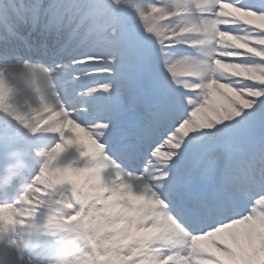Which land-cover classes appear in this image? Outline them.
<instances>
[{"label":"snow or ice","instance_id":"6c2138e0","mask_svg":"<svg viewBox=\"0 0 264 264\" xmlns=\"http://www.w3.org/2000/svg\"><path fill=\"white\" fill-rule=\"evenodd\" d=\"M0 47L56 70L110 264H264V0H0Z\"/></svg>","mask_w":264,"mask_h":264},{"label":"bare ground","instance_id":"6f19581e","mask_svg":"<svg viewBox=\"0 0 264 264\" xmlns=\"http://www.w3.org/2000/svg\"><path fill=\"white\" fill-rule=\"evenodd\" d=\"M11 46L12 48L15 47V45ZM3 59L10 61L14 59V56H0V60ZM12 63L15 65L8 64L9 74L7 77L0 78L2 98L5 99L11 89L21 92L23 90L21 83L33 86L35 80L38 79L44 85L42 88L37 87L38 92L31 97V100L26 99L28 102L23 111H19L15 106L8 104L7 100L2 102V98H0V134L7 137L8 143L17 141L33 149L37 144L38 146L47 144L46 141L40 140L29 143L30 141L24 142L25 140L23 139L31 132L39 131L37 129L50 128L52 126L51 123L57 121V126L51 127L50 132L60 131V134L63 133V137L61 139L62 143L51 152L47 164L41 167V173L35 180L34 187L30 189L28 199L16 204L17 207L21 206L22 210H20V213L17 211L13 212L11 219L8 221L11 222L8 227L17 237L20 235V230L23 226H26L27 229L36 234H34L36 237L33 242V253H31L34 260L39 258L45 264H61L62 260H67V262L63 263L77 264V258L72 255L68 256L67 259H62L66 254L64 250L70 245L67 244L69 240L67 235L61 231L65 228H70V223L67 221L59 222L56 210H60V207L57 206L58 203L66 201L67 193L65 189L72 187L70 185L73 178H75L74 174L65 168V165L71 164V153L78 150L75 148L77 145L75 136L78 128L71 119L72 116L68 110L63 108V102L58 92V84L54 82L55 78L50 73L51 71L47 72L30 64ZM5 111L9 113L10 117H7L8 120L4 117ZM39 115L41 118L37 120L36 117ZM11 118L20 120L23 123L21 124L22 127L28 126V132L21 133L17 128H14L9 122ZM28 157L29 159L41 160L39 153L28 154ZM3 168L2 163H0V172L4 171ZM77 189L80 192L79 196L86 197L85 203H80L78 200L80 198L77 199L79 201L78 204L85 208L91 194L85 188L80 189L77 187ZM90 208H92L91 204ZM10 210L11 208L6 206L0 207V223L7 220L5 216ZM21 241L22 239L19 242H13L10 239L0 238V242L5 244V247L3 246L4 250L0 254V264L30 263L23 253L25 249L21 246L24 242L22 241L21 243ZM21 248L22 254H24L23 257L19 255L18 251ZM49 253H53L51 254L52 256Z\"/></svg>","mask_w":264,"mask_h":264},{"label":"rangeland","instance_id":"374dc122","mask_svg":"<svg viewBox=\"0 0 264 264\" xmlns=\"http://www.w3.org/2000/svg\"><path fill=\"white\" fill-rule=\"evenodd\" d=\"M22 62H26V61H22ZM7 74H8V70L6 68L0 69V77L2 76L4 77ZM27 88L28 89L23 90V93L21 94L22 99L30 97L33 94L34 89H36L35 86H27ZM0 98H2L1 93H0ZM6 99H8V97H5V99L2 98V102L3 101L5 102ZM16 104L19 105L20 101L17 102ZM0 114H1V111H0ZM7 116H9V114L7 111H5V119H7ZM12 121H15V123L19 122V120H14V119H11L10 122L12 123ZM14 126L17 127L18 124L17 125L14 124ZM17 128H18V131H21V132L26 131V129L23 127H17ZM30 137L32 136L30 135ZM72 182L73 184L70 185L72 186L71 189L67 190L68 194L66 195V199H65L66 203L65 202L63 203V207H64L63 209L66 210L65 211L66 216L65 218H62V220H67L70 222V228L64 229L63 232H65V234H68L69 229H72L71 232H75L77 234L76 235L77 239L75 240L76 244L79 243L84 249L83 251L74 252L72 256L77 258V262H76L77 264H106V262H109L110 264L109 252L106 249V247L102 246L101 237L104 231L112 232L115 230L112 228H108V227H105L102 229L98 221V218L93 214L92 208H90L89 206H87L86 208H81V205H78L79 201L80 203H85L86 197L77 196V192L75 189H77V185L81 188H84V186L81 184H78L75 178H73ZM78 197L80 199H78ZM88 204H90V202H88ZM3 223H6V222H3ZM4 232H6V230ZM6 233L8 234V237H9L8 239L15 240V237H12L8 232ZM75 233H72L71 235ZM3 237L4 239H7L5 238V236H3V231L1 230L0 238L2 239ZM21 238L25 240L24 236H21ZM111 241L113 245H115L118 242V239L117 237L113 236L111 237ZM3 246L5 247V244L0 242V254L4 250ZM68 249L69 248L65 249V251L67 252ZM30 261L31 262L28 264H31L33 262V260H30ZM63 262H67V260H62L61 264H65ZM32 264H40V263L34 262Z\"/></svg>","mask_w":264,"mask_h":264},{"label":"clouds","instance_id":"9594fccd","mask_svg":"<svg viewBox=\"0 0 264 264\" xmlns=\"http://www.w3.org/2000/svg\"><path fill=\"white\" fill-rule=\"evenodd\" d=\"M39 175V169L36 170L35 175L27 182V184L25 185V190H30L33 186V184L35 183L36 180V176ZM10 183V179L9 180H5L3 182V184H0V191H3ZM21 197H17V200H19ZM24 248L28 247L27 242H25V244L23 245ZM84 249L82 248V246L77 243V244H73L70 246V248L68 249L67 253L65 254L64 257H62V259H67L68 256L72 255L74 252H78V251H83Z\"/></svg>","mask_w":264,"mask_h":264}]
</instances>
